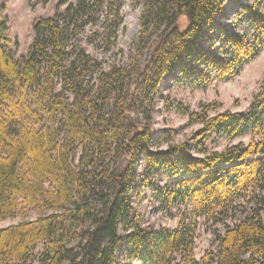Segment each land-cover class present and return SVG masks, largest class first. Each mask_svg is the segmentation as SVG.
Segmentation results:
<instances>
[{
  "label": "trees",
  "instance_id": "16d2710c",
  "mask_svg": "<svg viewBox=\"0 0 264 264\" xmlns=\"http://www.w3.org/2000/svg\"><path fill=\"white\" fill-rule=\"evenodd\" d=\"M122 1L77 0L39 17L20 58L0 14V221L39 212L0 229V264H264V83L247 111L180 104L190 123L201 124L184 142H172L176 128L157 136L152 114L145 122L131 116L143 92L160 93L169 77L203 87L237 76L264 42V0H141L139 40L160 32L135 77L69 46L103 9L117 14ZM237 3L236 19L224 24L227 6ZM215 133L251 139L215 149L208 144ZM163 141L165 150L152 149ZM146 187L161 206H185L174 229L143 224L133 196ZM199 216L216 223L237 216L201 260Z\"/></svg>",
  "mask_w": 264,
  "mask_h": 264
},
{
  "label": "rangeland",
  "instance_id": "374dc122",
  "mask_svg": "<svg viewBox=\"0 0 264 264\" xmlns=\"http://www.w3.org/2000/svg\"><path fill=\"white\" fill-rule=\"evenodd\" d=\"M253 0H239L241 3H251ZM77 0H0V14L11 27L14 44L12 46L15 57L20 58L28 54L33 42L35 31L33 25L39 17H53L59 11H65L70 3ZM229 4L225 19H220L224 24L230 25L236 19V10L239 4ZM115 7L105 8L100 17L89 23L77 35L71 36L69 46L81 47L92 56L100 60L105 69L112 65L125 66L135 77L150 57L151 43L157 39L158 29H153L149 40H139L141 30V15L143 4L141 0H123L118 13ZM264 13V4L261 7ZM184 22H183V25ZM246 25L239 27L243 32ZM208 46V45H207ZM152 72V70H151ZM264 83V42L259 54L251 61L246 62L240 73L230 80H213L207 86L194 87L185 83H174L172 78L162 82L160 93L144 91L143 106L131 111V116L141 122L152 114L153 127L157 136L164 128H176L177 133L173 143L184 142L192 137V134L201 127L200 123H190L188 114L182 112L179 107L188 108L190 111H200L205 103H216L218 110L212 112L247 111L253 103ZM130 87H134L130 85ZM145 96H147L145 98ZM58 126V124H57ZM62 130V128H61ZM64 132L62 133V136ZM251 136L246 135L229 142L225 135L215 133L208 141L210 147L223 149L226 145L239 141L249 142ZM168 142L163 141L152 149L165 150ZM80 151L78 152V155ZM78 155L75 159L77 163ZM144 159H140L138 171L139 179H142ZM153 178V177H151ZM160 184L165 183V177L159 178ZM133 202L142 216L144 225L151 224L156 230L165 227L174 229L179 221L185 206L181 207L161 206L159 200L153 196L150 187H146L142 194L136 193ZM191 212V208H189ZM39 212L35 208L23 209L15 218L0 221V229L18 224L23 220H37ZM196 238V258H201L207 252L216 250V235L224 233L226 224L237 219V216L228 218L225 222H213L204 216H199ZM76 241H73L75 244ZM45 242H40L36 254L44 250ZM122 254L119 255L121 257ZM123 264H143L139 261H126ZM31 264H40L34 261Z\"/></svg>",
  "mask_w": 264,
  "mask_h": 264
}]
</instances>
